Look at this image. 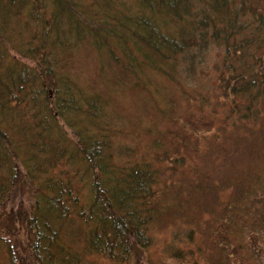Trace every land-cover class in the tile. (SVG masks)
Returning <instances> with one entry per match:
<instances>
[{
  "label": "trees",
  "instance_id": "obj_1",
  "mask_svg": "<svg viewBox=\"0 0 264 264\" xmlns=\"http://www.w3.org/2000/svg\"><path fill=\"white\" fill-rule=\"evenodd\" d=\"M95 2L89 14L72 9L74 0H0V243L10 264H72V254L78 261L59 243L73 219L85 226L79 235L90 252L123 263L150 245L147 225L164 206L150 194V165L114 163L101 100L66 69L80 49L96 53L109 85L138 86L146 64L179 82L168 70L179 56L193 62L220 45L230 113L264 104V0H136L135 11ZM21 184L29 199L14 214L8 199ZM263 201L264 192L255 206ZM60 245L66 257L54 251Z\"/></svg>",
  "mask_w": 264,
  "mask_h": 264
},
{
  "label": "rangeland",
  "instance_id": "obj_2",
  "mask_svg": "<svg viewBox=\"0 0 264 264\" xmlns=\"http://www.w3.org/2000/svg\"><path fill=\"white\" fill-rule=\"evenodd\" d=\"M74 2L72 9L95 10V0ZM131 3L137 2L117 0L114 7L135 11ZM84 52L80 49L66 69L79 87L101 100L115 139L114 163L125 170L150 165V194L164 206L147 225L150 245L123 263L90 252L79 235L85 226L67 222L59 243L79 255L78 261L70 255L72 264H264L255 250L264 249V226L256 225L264 201L255 206L264 192V104L256 113H230L232 104L221 93L223 47L210 45L193 62L190 55L179 56L168 66L179 80L175 83L146 64L138 86L109 85L96 53ZM28 190L24 184L12 190L11 212L26 209ZM77 235L78 243L73 242ZM64 246L54 251L66 257L70 249ZM8 248L0 243V264H10Z\"/></svg>",
  "mask_w": 264,
  "mask_h": 264
}]
</instances>
